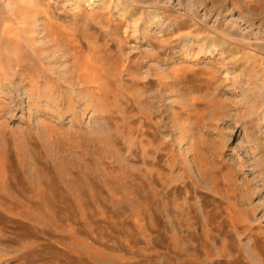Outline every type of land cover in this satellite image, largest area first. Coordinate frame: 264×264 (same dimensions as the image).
Returning <instances> with one entry per match:
<instances>
[{"label": "rangeland", "instance_id": "obj_1", "mask_svg": "<svg viewBox=\"0 0 264 264\" xmlns=\"http://www.w3.org/2000/svg\"><path fill=\"white\" fill-rule=\"evenodd\" d=\"M0 264H264V0H0Z\"/></svg>", "mask_w": 264, "mask_h": 264}]
</instances>
